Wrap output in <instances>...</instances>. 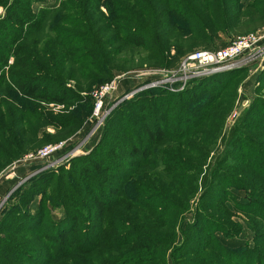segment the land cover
Listing matches in <instances>:
<instances>
[{
	"label": "trees",
	"instance_id": "16d2710c",
	"mask_svg": "<svg viewBox=\"0 0 264 264\" xmlns=\"http://www.w3.org/2000/svg\"><path fill=\"white\" fill-rule=\"evenodd\" d=\"M42 1L0 0L4 9L0 94H14L25 104L22 116L17 117L19 109L0 102V160L8 163L39 149L42 139L53 140L40 133L42 128L72 125L69 108L116 73L142 65L173 67L214 41L256 34L264 28V0L246 5L241 0H60L55 8L35 12L33 4ZM231 72L207 77L177 94L166 90H153L158 96L137 93L133 105L142 115L137 133L130 139L136 136L139 144L120 143L117 150L127 158L111 160L99 149L104 135L90 153L69 160V170L80 180L63 177L66 169L61 167L42 173L37 178L42 182H31L22 194L27 202L30 193L44 194L43 184L56 177V198L51 201L65 206L66 216L53 224L54 229L41 232L43 210L31 213L11 208L2 216L0 229L8 221L9 231L18 236L0 237V264H264V247L257 246L264 243V121L249 118L254 107L264 114V99H254L240 113L222 138L220 154L210 161L208 154L214 150L224 122L220 115L230 111L231 100L210 116L199 117L202 129L192 135L181 127L169 133L173 126L165 116L169 110L158 114L154 108V101L171 95L219 89ZM42 103L63 105L62 113H44ZM24 111L39 122L35 128L23 116ZM125 130L131 134V128ZM242 130L252 131L255 138L247 139L250 151L235 158L234 145ZM168 141L180 144L175 152L161 150L158 159L156 152L169 147ZM232 157L236 161L230 162ZM8 163L0 164V173ZM228 165L235 171H226ZM224 181L244 190L247 202L239 203L232 195L215 202L218 198L213 200V193ZM227 202L243 213L254 234V248L243 253L223 248L210 235L215 232L205 228V235H197L199 227L208 223L226 237L235 234L207 212L217 203L230 215ZM191 212L192 220H183L182 215ZM28 235H37L41 245L32 248L35 243Z\"/></svg>",
	"mask_w": 264,
	"mask_h": 264
},
{
	"label": "rangeland",
	"instance_id": "374dc122",
	"mask_svg": "<svg viewBox=\"0 0 264 264\" xmlns=\"http://www.w3.org/2000/svg\"><path fill=\"white\" fill-rule=\"evenodd\" d=\"M55 1L51 2L50 4L46 3V8L57 7L60 0L57 3H55ZM251 1L252 0H241V3L246 5ZM3 16L4 9L0 8V19H2ZM257 33L261 37L264 36V28H262ZM236 39L237 38H221L209 44L207 49L215 50L222 48L232 43ZM183 58L179 59L173 67L169 68L142 65V67L138 69L116 73L110 81L96 86L90 92L86 93V96L84 95L83 100L79 101L78 105L71 106L69 108L70 111H73V114L71 115L73 118L72 125H68L63 129H54L53 127L49 126L41 129L40 133H44L48 137H51V139H53L52 141L47 143L45 142L47 141V138L42 139L44 140L41 142L43 145L40 146V148L38 147L39 149H36L31 153L29 152L27 154H22L17 159L10 160L9 163L0 160V164L8 163L5 164L6 166L4 170L0 173V221L2 220V216L5 213H8L11 208H16L19 211L28 210L31 213H35V211L38 209L43 210L46 215L45 218H43L42 228L44 229H41V232L45 230V228L48 230L53 228L52 226L54 223H58L64 219L66 216V210L64 208L65 206H55L53 201H51V198L56 196V177L52 178V180L47 182V184H43L44 188H42L44 189V194L33 195L30 193L32 198L29 200V202H27L28 200L25 201L23 199V192H25L31 182L37 180V178L40 177L42 173H45L48 170L56 172L61 167H65L66 169L63 173V177L70 178L72 180H80L76 178L75 174H73L71 170H69V160L90 153L95 145H97V143L102 140V136L104 135L105 138L102 142L103 145H101V148L99 147L100 152L111 160H125L127 157H125L126 155L122 153V150H117L118 145L124 142L129 145L139 144V142L136 141V136L133 140L130 139L132 137V133H137V126H140L139 118L141 117L140 115H142L139 111H137L138 109L136 110V107L138 106L133 105L135 95L138 93L137 91L139 90L144 92L145 96H158L160 94L158 91L153 90L168 91L167 86H161L157 88H147L146 86L151 81L156 82L161 80L166 72L174 71L181 63ZM263 68L264 58L262 60L259 59L258 61L252 60L246 66H240V68L229 70L233 72L228 74V76L223 79V84L219 89H214L209 92L206 91L207 89L200 88L186 95L181 94L177 97L171 95L166 97L167 99L162 98L163 100L161 101H154V108L155 110H158V114L163 113L165 108L169 110L168 113L164 112L168 122L173 123L172 129L169 133H172L175 127H181V129L186 130L190 135H192L197 130L202 129V125L201 127L198 125L199 117L205 116L206 118L210 116L212 112L218 107L222 106L225 108L224 103L231 100V105L229 108L230 111H228L226 115L225 111L220 115V117L224 118V122L221 133H219V137L215 143V148L210 154H208L210 155L208 157V161H210V158L214 159L218 153L220 154L223 144L221 143L223 141L222 138H226L229 129L234 124L238 116H240V113L247 110L254 102V99H264V73L262 74ZM260 76H262L261 79H259ZM110 83H114V85H116L114 91L107 95V99L104 101L102 111L96 113L94 109V93L98 91L99 88H102L103 86ZM171 93L177 94V92ZM0 102L12 104L16 107V110L19 109L20 111L19 113L16 111V116H22L21 108L22 106L24 107L25 104L23 99L19 96L14 94H9V96L0 94ZM244 102L246 103L244 104ZM41 107L45 108L44 113L51 111L54 114H60L62 113L60 111L63 110V105L56 104L42 103ZM2 111L5 112V109H2ZM26 111L29 112L30 108H28ZM26 111H24L23 116L26 118V120H29L30 124H32V126L35 128V124H39V122L34 121L33 116L27 115L28 113ZM249 118L252 119L253 122H255V120L257 121L258 119V121H264V114H261V112L256 107H254ZM185 119L188 120L187 122L189 123H183ZM177 123L179 126H177ZM126 127L131 128L129 131L131 134L125 132ZM253 135L254 133L252 131L242 130V133H240V138L236 139L237 143L234 145L236 149L233 151V154L236 155H234L235 158H238L247 151H250L246 143L247 139L255 138ZM146 139L147 137L144 136L145 142ZM213 141L211 142V146H213ZM168 142H170L168 143L169 147H167V145L160 147L156 152L158 159L162 157L160 152L161 150L167 149L165 150L167 153H169L170 150H172L171 152H175L177 145L180 144L175 141ZM182 143H184V141H182ZM59 144L62 145L60 150L52 152L43 157L39 155L41 150ZM115 150H117L119 153H114ZM235 158H230V162L236 161ZM159 169L160 168L158 167L155 170ZM226 171L231 173L235 171V168L231 167V165H228ZM134 177L135 175H133L132 180ZM224 178L226 177L224 176ZM239 178H242V175H238V179ZM39 182L42 181L38 179L36 184ZM219 186V189L216 188L213 193L212 199L214 200L215 198H218L215 202L221 200L222 198H231L230 195H232L233 198H237L239 203L247 202L248 197L244 190L238 189V187H231L232 185L228 181H224V183ZM65 194H67V191H65V193L63 192V195ZM60 200L61 195L58 197V199H56V201L59 202ZM225 207L229 211L230 215L225 214V211H222L221 206L217 203H215L214 207L209 209L207 212L219 220L224 221L230 229L236 231L232 232L235 234H232L230 237H226L220 232L213 231L214 229H217L211 223H208L199 227L197 235L199 236V234H201L200 237L203 236L202 234L205 235L206 232H204V228L210 232H215V235L213 233L210 235L217 237L223 248L232 249L236 253H243L249 248H254V234L246 224V217L243 215V213L234 211L232 205L229 202L225 203ZM190 210L192 211V209ZM192 212L184 216L182 215L183 220L190 222L192 220ZM11 220L12 218L9 221ZM15 222L16 221L13 223L15 224ZM183 223L185 225V222ZM7 224L8 221L6 225L4 224V226L0 229L3 232V234L0 233V237L4 239L15 235L18 236L16 233H14V231H9ZM80 228H83V225ZM237 230L240 231L238 235ZM27 238L34 241L35 244L31 245L32 248H37L38 245H41L38 243L39 237L37 235H28ZM192 244H194V242H192ZM257 246L263 248L264 243H260ZM96 251H98V249L95 250V252Z\"/></svg>",
	"mask_w": 264,
	"mask_h": 264
},
{
	"label": "built area",
	"instance_id": "2783aa9c",
	"mask_svg": "<svg viewBox=\"0 0 264 264\" xmlns=\"http://www.w3.org/2000/svg\"><path fill=\"white\" fill-rule=\"evenodd\" d=\"M264 36L250 34L238 37L232 43L215 50L202 49L187 54L171 72L156 82L151 81L147 88L167 86L168 91L181 92L194 86L200 80L212 75L246 66L252 60L264 58ZM261 46V47H260ZM114 86V87H113ZM114 83L107 84L94 93L95 112L102 111L107 95L114 91ZM138 93L141 91H137ZM136 92V93H137ZM61 144L41 150L39 155L46 156L61 149Z\"/></svg>",
	"mask_w": 264,
	"mask_h": 264
},
{
	"label": "crops",
	"instance_id": "0c3cea01",
	"mask_svg": "<svg viewBox=\"0 0 264 264\" xmlns=\"http://www.w3.org/2000/svg\"><path fill=\"white\" fill-rule=\"evenodd\" d=\"M55 0H44V1H42V2H39V3H36L35 5H33V10L36 12V11H38L40 8H46L47 7V5H46V3H51V2H54ZM59 0H56L55 1V3H57ZM59 4V3H58ZM57 4V5H58ZM35 8V9H34Z\"/></svg>",
	"mask_w": 264,
	"mask_h": 264
},
{
	"label": "water",
	"instance_id": "95a60500",
	"mask_svg": "<svg viewBox=\"0 0 264 264\" xmlns=\"http://www.w3.org/2000/svg\"><path fill=\"white\" fill-rule=\"evenodd\" d=\"M246 102H244V104H245Z\"/></svg>",
	"mask_w": 264,
	"mask_h": 264
}]
</instances>
